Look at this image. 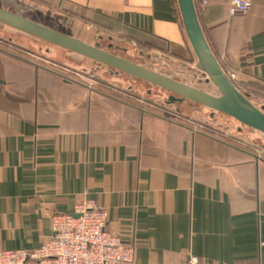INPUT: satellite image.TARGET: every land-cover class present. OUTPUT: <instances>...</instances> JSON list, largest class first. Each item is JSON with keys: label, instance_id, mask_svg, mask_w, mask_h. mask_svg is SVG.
Wrapping results in <instances>:
<instances>
[{"label": "crops", "instance_id": "1", "mask_svg": "<svg viewBox=\"0 0 264 264\" xmlns=\"http://www.w3.org/2000/svg\"><path fill=\"white\" fill-rule=\"evenodd\" d=\"M194 1L223 70L264 110V0L240 17L230 15L232 0ZM46 2L145 49L193 52L178 0ZM64 80L0 49V250L40 248L53 216L92 200L108 210L107 230L135 247L132 264L191 255L264 264V158L255 149Z\"/></svg>", "mask_w": 264, "mask_h": 264}, {"label": "rangeland", "instance_id": "2", "mask_svg": "<svg viewBox=\"0 0 264 264\" xmlns=\"http://www.w3.org/2000/svg\"><path fill=\"white\" fill-rule=\"evenodd\" d=\"M14 1L25 18L71 37H85V40L92 41L93 45H99L107 51H110L109 46H113V54L139 65H146L158 73L167 74L179 82L210 95H220L209 77L198 68V61L193 52H182L181 56H173L162 50L145 49L139 42L132 40L123 32L110 26L93 23L91 19L85 18L81 11L78 12L79 10L77 13L74 9L65 10L47 3L46 0ZM0 7H4L1 1ZM7 9L15 12L12 6ZM1 28L0 35L4 39H0V49L18 57L28 65L56 74L66 82L86 85L135 105H143L152 113H160L173 121L190 126L192 123L208 124L219 133L227 134L229 141L241 147L253 148L264 158V135L241 125L228 116L190 102L170 104V94L164 90L115 70L92 64L80 56L70 54L24 33L10 28L7 30ZM142 52H145V55L150 54L151 59L147 60L146 56L141 54ZM177 114L180 115V119H177Z\"/></svg>", "mask_w": 264, "mask_h": 264}, {"label": "water", "instance_id": "3", "mask_svg": "<svg viewBox=\"0 0 264 264\" xmlns=\"http://www.w3.org/2000/svg\"><path fill=\"white\" fill-rule=\"evenodd\" d=\"M0 1L4 3V7H0V24L164 90L170 94V104L190 102L228 116L264 135V110L257 108L248 96L243 95L223 70L205 37L194 0H178L184 29L197 58L198 68L209 77L218 89L219 96L210 95L167 74L158 73L146 65L120 57L99 45L84 43L25 18L14 0ZM9 6L14 7L15 12L9 11Z\"/></svg>", "mask_w": 264, "mask_h": 264}, {"label": "built area", "instance_id": "4", "mask_svg": "<svg viewBox=\"0 0 264 264\" xmlns=\"http://www.w3.org/2000/svg\"><path fill=\"white\" fill-rule=\"evenodd\" d=\"M253 2L232 0L230 15L245 16ZM228 76L233 82L236 79L234 74ZM192 126L196 131L228 138L208 124L192 123ZM108 221L105 207L96 201H83L76 205L73 214L53 216V235L47 243L33 251L0 250V264H132L135 247L124 244L120 236L108 231ZM184 264L203 263L191 255Z\"/></svg>", "mask_w": 264, "mask_h": 264}, {"label": "trees", "instance_id": "5", "mask_svg": "<svg viewBox=\"0 0 264 264\" xmlns=\"http://www.w3.org/2000/svg\"><path fill=\"white\" fill-rule=\"evenodd\" d=\"M236 86V85H235ZM237 87V86H236ZM237 89L243 94V95H245V96H248L249 97V95L248 94H246V93H244L240 88H238L237 87ZM249 100H250V97H249ZM251 101V100H250Z\"/></svg>", "mask_w": 264, "mask_h": 264}, {"label": "bare ground", "instance_id": "6", "mask_svg": "<svg viewBox=\"0 0 264 264\" xmlns=\"http://www.w3.org/2000/svg\"><path fill=\"white\" fill-rule=\"evenodd\" d=\"M154 64H155V62H154Z\"/></svg>", "mask_w": 264, "mask_h": 264}]
</instances>
